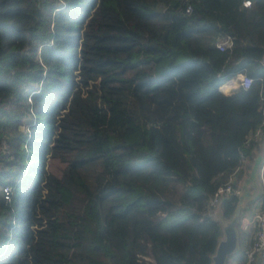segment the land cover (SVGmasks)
Segmentation results:
<instances>
[{
	"label": "trees",
	"instance_id": "1",
	"mask_svg": "<svg viewBox=\"0 0 264 264\" xmlns=\"http://www.w3.org/2000/svg\"><path fill=\"white\" fill-rule=\"evenodd\" d=\"M251 1L0 0V264L212 263L210 197L264 119Z\"/></svg>",
	"mask_w": 264,
	"mask_h": 264
},
{
	"label": "built area",
	"instance_id": "2",
	"mask_svg": "<svg viewBox=\"0 0 264 264\" xmlns=\"http://www.w3.org/2000/svg\"><path fill=\"white\" fill-rule=\"evenodd\" d=\"M252 1L251 0H243L244 6H251ZM187 12L192 11V6L188 5L186 8ZM233 38L231 36H226L224 38H221L217 42V47L220 50H229L233 47ZM260 63L264 65V54L262 55L260 59ZM256 78L252 75H250L247 72V68H240L239 71L236 73L235 76L228 78L224 83L220 85L221 90H223V86L225 85H239L238 87H233L232 92L244 88H249L254 80ZM224 92V90H223ZM263 103H264V92L261 94ZM264 113V108H263ZM264 136V119L261 122V124L246 138L245 145L251 146L252 151H256L259 148L260 141L263 139ZM247 158L246 155L243 154V162ZM242 166V165H241ZM241 167H238L236 169V172ZM234 172L228 181L218 186L216 191L211 195L209 203H208V210L207 213L215 218L216 214V206L219 204L220 200L224 196H234L235 194H239L241 192V189L239 187H236L234 184L235 181V173ZM260 180L262 185V190L264 192V160L263 164L260 169ZM3 197L5 199L11 198V188L6 185L3 187ZM238 228L243 230L244 232L250 233L251 229L253 228V241L252 245L249 249L245 250L244 256H245V263L244 264H254L257 256H263L264 257V202L262 205L251 215H245L242 217V219L238 222Z\"/></svg>",
	"mask_w": 264,
	"mask_h": 264
},
{
	"label": "crops",
	"instance_id": "3",
	"mask_svg": "<svg viewBox=\"0 0 264 264\" xmlns=\"http://www.w3.org/2000/svg\"><path fill=\"white\" fill-rule=\"evenodd\" d=\"M263 160L264 136L260 141L258 150L252 151V153L248 155L245 161L242 163V174L239 175L238 172L235 173L234 184L236 187H239L241 189V192L239 194H235L232 197L224 196L216 206L215 214H217L218 212H222L224 214L225 210H228L231 207L235 206L231 217H225L227 219H231L235 214V210L238 204L245 199L246 206L241 211V214L237 221L238 224L243 216L253 214L262 205V203L264 202V192L262 190L260 180V169L263 164ZM241 169H239L238 171L240 172ZM238 230L240 234L239 248L237 252L230 257L228 264L239 263L241 259L245 258V250L249 249L252 245L251 240L253 241L254 229L252 228L250 233L244 232L240 228H238ZM254 264H264V257L257 256Z\"/></svg>",
	"mask_w": 264,
	"mask_h": 264
},
{
	"label": "water",
	"instance_id": "4",
	"mask_svg": "<svg viewBox=\"0 0 264 264\" xmlns=\"http://www.w3.org/2000/svg\"><path fill=\"white\" fill-rule=\"evenodd\" d=\"M245 206L246 200L244 199L236 207L235 214L231 219L225 218L222 212L216 214L215 219L220 222L223 228V236L218 241L211 264H228L230 257L237 252L240 239L237 221Z\"/></svg>",
	"mask_w": 264,
	"mask_h": 264
},
{
	"label": "rangeland",
	"instance_id": "5",
	"mask_svg": "<svg viewBox=\"0 0 264 264\" xmlns=\"http://www.w3.org/2000/svg\"><path fill=\"white\" fill-rule=\"evenodd\" d=\"M181 62L182 61H179V63ZM66 165L67 163L65 159L61 158L55 153L48 154L46 159V169L49 174L62 175ZM147 259L151 260L152 263H154V259L151 256H147Z\"/></svg>",
	"mask_w": 264,
	"mask_h": 264
},
{
	"label": "clouds",
	"instance_id": "6",
	"mask_svg": "<svg viewBox=\"0 0 264 264\" xmlns=\"http://www.w3.org/2000/svg\"><path fill=\"white\" fill-rule=\"evenodd\" d=\"M224 83V82H223ZM239 85H233V86H228V87H225V89H224V92H225V94L227 95V94H230V92L232 91V88L233 87H238ZM221 89V88H220Z\"/></svg>",
	"mask_w": 264,
	"mask_h": 264
},
{
	"label": "bare ground",
	"instance_id": "7",
	"mask_svg": "<svg viewBox=\"0 0 264 264\" xmlns=\"http://www.w3.org/2000/svg\"><path fill=\"white\" fill-rule=\"evenodd\" d=\"M228 86H230V85H228ZM228 86L225 85V87H228ZM225 87H223V89H225Z\"/></svg>",
	"mask_w": 264,
	"mask_h": 264
}]
</instances>
